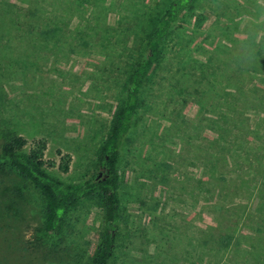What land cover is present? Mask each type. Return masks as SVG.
<instances>
[{
  "label": "rangeland",
  "instance_id": "rangeland-1",
  "mask_svg": "<svg viewBox=\"0 0 264 264\" xmlns=\"http://www.w3.org/2000/svg\"><path fill=\"white\" fill-rule=\"evenodd\" d=\"M170 1L0 0V147L44 139L51 176L102 175V145ZM118 171L113 264H264V0H193L182 12ZM44 206L30 182L0 172V264H92L100 199L79 200L56 235L43 230Z\"/></svg>",
  "mask_w": 264,
  "mask_h": 264
},
{
  "label": "trees",
  "instance_id": "trees-1",
  "mask_svg": "<svg viewBox=\"0 0 264 264\" xmlns=\"http://www.w3.org/2000/svg\"><path fill=\"white\" fill-rule=\"evenodd\" d=\"M193 0H171L146 41L144 56L133 68L129 85L120 106L115 112L109 133L102 145L100 164L102 175L87 178L78 183H66L51 176L45 169L44 152L46 143L38 139L32 146L19 135L7 138L0 147V172L10 169L22 179L30 182L44 200L43 230L49 235L60 232L65 215L83 198L100 199L106 220V229L93 257L92 264H113L116 258L118 240L123 229L121 215L120 175L118 161L123 139L130 131L140 101V91L144 82L160 57L161 44L170 33L173 24ZM4 36L3 34L0 35ZM3 41L0 39V43ZM60 152V150H59ZM60 168L68 169L69 154H62ZM205 208L214 213L211 204L214 195L209 194ZM224 244L228 248L229 241ZM216 251H221L217 248Z\"/></svg>",
  "mask_w": 264,
  "mask_h": 264
}]
</instances>
